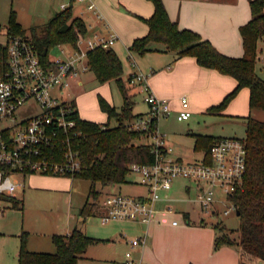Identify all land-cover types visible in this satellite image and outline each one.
<instances>
[{"label": "trees", "instance_id": "16d2710c", "mask_svg": "<svg viewBox=\"0 0 264 264\" xmlns=\"http://www.w3.org/2000/svg\"><path fill=\"white\" fill-rule=\"evenodd\" d=\"M154 12L150 17H141L149 26L146 34L136 37L130 50L144 54L154 49L174 51L176 58L194 56L197 62L221 73L236 78L237 85L218 104L208 108L209 112L221 113L239 91L250 89L251 109L264 110V78L257 71L260 42H264V0H250L252 18L240 27L244 53L236 57L220 51L210 40L188 28H180L172 20L164 0H151ZM5 30L7 37L23 36L28 38L36 48L40 59L51 60V52L57 45L71 44L85 38L89 33L86 20L74 14V3L61 9L38 29L33 26L26 29L17 20L15 12L6 26L0 25V33ZM159 43L161 45L152 46ZM159 48H156L158 47ZM162 46V47H161ZM8 48L0 40V73L8 70ZM87 64L100 83L115 81L119 85L124 103L121 108L111 104L104 96L98 95L100 108L108 114L107 122H97L81 117L77 101H70L72 107L69 118L76 121L78 134L70 138L73 148L79 151L81 167L74 178L90 181L86 201L80 209L84 224L90 216L101 210L104 192L99 187L110 186L128 181L132 174L133 163L151 164L156 155L153 150L152 135L157 129V119L153 118L148 129L137 130L131 123L146 114L134 113L135 101L129 92L132 89L131 78H124V66L114 46L96 47L87 52ZM246 124V135L242 139L247 147V169L238 188L230 199L240 211V236L235 230L215 223L218 235L215 238L216 248L224 245L239 244L240 264L264 263V120L253 115L243 117ZM112 120L116 124L112 125ZM195 150L210 151L214 142L221 137L209 134L195 135ZM14 202L13 206L24 207V201L12 196H4ZM189 220L188 214H186ZM51 239L55 245L54 252L32 251L27 248V231L22 234V245L19 252V264H79L82 256L91 244L101 239L90 236L82 227H75L69 234L54 233ZM112 264H116L115 262Z\"/></svg>", "mask_w": 264, "mask_h": 264}, {"label": "built area", "instance_id": "2783aa9c", "mask_svg": "<svg viewBox=\"0 0 264 264\" xmlns=\"http://www.w3.org/2000/svg\"><path fill=\"white\" fill-rule=\"evenodd\" d=\"M76 2L85 3L86 9L102 20L95 0H69L61 4V9ZM118 38V34L110 29L94 31L79 40L76 46L57 45L58 52L51 53V60L44 62L28 38L7 37L4 43L9 53L8 70L0 73V197H17V190L25 184V178L20 180L17 174L23 177L33 173L63 176L80 170L79 151L70 143L72 136L79 135L75 129L76 121L69 118L70 101L75 93L73 88L80 85L82 72L89 69L88 50L114 46ZM131 65L138 66L134 59ZM146 76L137 70L130 78L132 84L138 83L145 92L150 107L149 113L135 119L131 126L145 130L153 118L157 119V129L151 137L155 161L131 165L132 173L140 176L147 193L136 196L118 192L103 197L101 208L105 211L100 215L101 222L134 220L148 227L153 222L161 223L159 212L174 211V198L168 191L178 178L197 183V193L190 200L197 202L204 211H217L218 191H223L232 204L225 214L237 211L230 195L241 184L247 169L245 141L240 137H221L199 161L186 162L174 156L167 135L158 128L159 117L171 115V103L151 91ZM181 105L178 119H189L192 111L187 97L181 98ZM172 223L177 225L179 220L174 219ZM146 238L147 234L132 240V249L144 246ZM126 257V264H146L141 258H134L131 250L126 252Z\"/></svg>", "mask_w": 264, "mask_h": 264}, {"label": "crops", "instance_id": "0c3cea01", "mask_svg": "<svg viewBox=\"0 0 264 264\" xmlns=\"http://www.w3.org/2000/svg\"><path fill=\"white\" fill-rule=\"evenodd\" d=\"M95 1L99 12L103 16L102 20H100L93 12L87 10L85 3H82L84 5L80 6L79 10V16L83 17L87 22L89 33H93L94 31L107 32V29H110L118 34L119 38L117 42L121 40V36L124 37V39H127L126 37H128V45L130 46L136 37L146 34L149 30L148 24L141 17H150L153 14L154 4L151 0ZM164 3L171 19L177 21L180 28L193 29L199 32L204 39L210 40L225 54L236 57L243 55L244 47L240 27L252 18L250 0H164ZM90 26H93V28ZM126 47L129 48V54L131 55L130 61L134 59L138 66L133 69L134 67L130 65L133 68L130 72H128L126 77L124 76L125 79L131 77V74L137 70L143 71L147 75L145 81L149 85L151 91L161 98L168 99L172 106V114L175 115H178L177 112L182 107L181 98L185 96L189 100V108L192 111L191 117H194V119L188 123L189 126L187 125V130H189L188 136H190L193 140L191 141V146L186 147V142L180 138L175 139L177 145L172 144L173 142L168 140L173 146L174 156L179 159L184 160V154L189 151L188 149H195L196 134H208L205 133V130H203L204 128H202L203 126L201 127L200 124L203 117L209 115L212 117L224 118L226 121L236 120L237 122V120H239V122H242L243 117L250 114L253 115L254 111L259 110L251 109L250 89L248 87H244L231 100L224 111L221 113L209 112L208 108L210 106L218 104L236 87V78L231 75L221 73L214 68L200 65L194 56H182L176 58V53L174 51H164L162 49L150 50L141 54L138 61L135 58L134 53L130 50V47ZM156 48H159V46ZM258 58L259 61L257 64V71L260 74L261 72L259 70H262V67L264 66L263 41L260 42L259 45ZM89 70L90 69L82 72L80 77V88L85 85L84 76ZM134 85L136 88L133 87L132 90L143 93L142 88L138 85V83L132 84V86ZM99 94L104 96L111 104L117 106L118 108H121L124 103L123 101L121 105H117L114 102L113 94L110 91V82L101 83L94 88L83 91L78 97H76V93L73 94V98L77 101L81 117L97 122L108 121V114L100 108L98 100ZM131 94L134 95V93ZM149 110L150 107H147L144 112H136L135 105L133 107L134 113H143L147 115ZM99 112L103 117L101 120L96 117ZM258 119L264 120V116H261V118ZM233 135L236 136L237 134ZM236 137L241 138V136L238 135ZM195 151L197 153H201V157H199V159H202L207 154V152L203 149ZM34 174L40 173L28 175L32 176ZM28 175L24 176L25 182ZM41 176L53 178L50 179L52 182L51 187L53 189L65 190L68 192L73 189V180L71 178L74 177L50 174H41ZM188 181L189 184L184 186L183 189H185L186 192L194 190L195 196L198 190L197 183L193 180ZM192 182L195 183L194 189L192 188ZM25 187L26 184L18 190L24 191ZM114 189H116V187L112 188V191H114ZM146 193H139L136 196L145 195ZM16 198L24 201L23 196L19 195V193H17ZM0 199H2V197H0ZM180 200L184 199L182 198L179 199V201ZM173 207L174 211L172 213L163 211L158 213V218L161 220V223H156L154 225V228L156 229L154 245L153 247H150L147 244L139 247V251H136L138 258H141L148 264H171L167 261L161 260V258H159L161 255L158 253H165L168 249L174 250V248L182 250L183 246L186 244L184 248H194L196 253L208 246V249L210 248V252H208L209 258L210 260H213V264H240V256L238 261V254H236L233 249L229 248L230 246L228 245L222 246V249L219 251H214L210 236L208 238L205 236L204 239L201 238L200 240L189 241V238L192 235L190 231L192 232L193 227L186 226L183 221L179 220L177 225H174L171 222L170 225L162 223V220L170 221V219H167L168 216H165L169 214L173 216L171 221L178 219L175 218L176 215L181 214L185 216L187 223L191 221L192 216L190 211L185 209L179 211L176 206L173 205ZM104 211L105 209L101 208L99 217ZM186 214H188L189 220H187ZM78 226L84 228L80 212L79 215L78 213L70 212L68 219L66 220V226L61 227V230H58L57 228L47 230V234L50 238L54 233L69 234L75 227ZM149 228L151 229L152 226L150 225L147 230H149ZM200 229L201 228H198V230ZM159 233H162V235L157 237ZM167 233H171L173 237L175 234V237L171 239V237L167 236ZM210 233L213 235V231H210ZM31 249L36 250L33 248ZM126 261L124 262L125 264ZM189 261L190 260H186L184 258L183 260H176L173 264H188ZM196 263L199 264L197 261Z\"/></svg>", "mask_w": 264, "mask_h": 264}, {"label": "rangeland", "instance_id": "374dc122", "mask_svg": "<svg viewBox=\"0 0 264 264\" xmlns=\"http://www.w3.org/2000/svg\"><path fill=\"white\" fill-rule=\"evenodd\" d=\"M68 1L69 0H0V25L6 26L10 20L11 13L14 11L17 20L24 28L30 29L35 26L40 29L55 12L61 10V4ZM82 5L84 4L79 2L75 3V15H80L79 10ZM126 38L127 39H124V37L121 36V40L117 42L114 47L122 59L125 77L133 68L130 66L131 55L129 54V48L126 47H130L128 45L129 39L128 37ZM0 40L2 42L6 41L5 30L0 33ZM156 45L161 44H152V46ZM66 47L67 49L70 48L69 45H66ZM57 52L58 49L55 48L51 53L55 54ZM133 53L135 58L139 61L141 55L135 52ZM262 68L263 69L259 71L261 72L260 76L264 78V66ZM84 78L85 85L82 88H80L79 85L73 88L76 97L80 96V93L83 91L101 84L91 70L85 74ZM132 87H135V85ZM132 89H130L129 92L134 93L133 100L135 101V111L144 112L147 107H149V104L144 98L145 92L142 91L143 93H140ZM110 91L113 94L114 102L117 105H121L124 101V96L117 82H110ZM172 113L173 112L168 116V119L167 117H159L158 128L160 132H165L167 139L173 142L172 144L177 145L175 139L180 138L186 142V147L191 146V141L193 140L188 136L189 130H187V125L194 117L188 120H179L177 114L175 115ZM253 116L258 118H261V116L263 117L264 110L259 109L254 111ZM96 117L100 120L103 119L100 112ZM201 120L200 124L201 127L203 126L202 128H204L203 130H205V133L213 135L214 137H233V134H237L242 138L246 135L244 118L242 122H239V120L236 122V120L226 121L224 118L207 115ZM114 124H116V120H112V125ZM188 150L189 151L184 154V161L194 162L201 160L199 159V157H201L200 152L197 153L195 149ZM16 177L20 180L24 179L21 174H17ZM50 179L53 178L41 176V174L27 176L25 190H17V193L24 198V207L22 209L14 207V202L12 200L8 201V197H2V199H0V264H19V252L24 231H27V248L30 250H32L31 248L36 249L32 251L54 252L56 248L52 239L47 234V230L53 228L61 230V227L66 226V220L70 212L78 213L79 215L80 209L84 204L83 202H85L87 198L90 181L84 178H71L73 180V189L68 192L65 190L53 189ZM139 179L140 176L138 174L132 173L128 177L127 182L115 185L114 187H116V189H114V191L110 190V186L103 187L99 185V187L103 190L104 197L110 193L118 192L133 195L146 193V187ZM188 184V179L178 178L174 180L173 187L168 192L174 198L173 205L176 206L179 211L185 209L191 212L192 219L189 223H187L181 213V215H176L175 217L178 218L176 220L183 221L186 226L193 227L192 232L190 231L192 235L189 241L200 240L201 238L204 239L205 236L207 238L210 236L213 250H221L222 247L216 248L215 246V238L218 235V229L215 227V223L218 222L230 229H234V235L239 239L240 218L236 210H232L229 214H225L224 211L230 208L232 204L226 199L224 192L218 191V200L215 206L217 211L215 213H208L204 211L197 202L190 200V198L192 199L195 197L194 190L186 192L185 189H183V187ZM191 184L194 189L195 183L192 182ZM182 198L184 200L179 201V199ZM99 213L100 211L98 214L88 217L84 223L83 229H85L90 236L101 239V241L90 245L88 251L80 259L79 264H111L114 262L117 264H125L126 252L129 250L133 252V257L138 259L136 251H139V247L137 246L132 249L131 241L139 237H144L146 234L147 238L145 245L148 244V246L153 247L154 237L156 236V229L154 228L156 222L151 224L152 228H149V230H147V224L134 220H113L110 223L104 224L101 222ZM165 216H168L167 219H170V221L162 220V223L170 225L173 216H171V214ZM198 228L201 229L198 230ZM210 231H213V235ZM161 235L162 233H159L157 237ZM167 236L172 239L175 237V234L173 237L171 233H167ZM185 246L186 244L183 246L182 250L174 248V250L168 249L165 253H158L161 255L159 258L171 264L176 260H183L184 258L190 260L188 264H197L196 261L199 262V264H213V260L209 258L208 252H210V248L208 249V246L201 249L198 253H196L194 248H184ZM229 248L233 249V251L238 254L239 261V244L236 243ZM143 262L148 264L144 260Z\"/></svg>", "mask_w": 264, "mask_h": 264}, {"label": "water", "instance_id": "95a60500", "mask_svg": "<svg viewBox=\"0 0 264 264\" xmlns=\"http://www.w3.org/2000/svg\"><path fill=\"white\" fill-rule=\"evenodd\" d=\"M236 212H237V215H239V214H240V211H239V210H237Z\"/></svg>", "mask_w": 264, "mask_h": 264}]
</instances>
